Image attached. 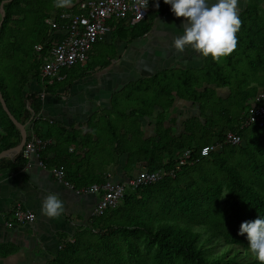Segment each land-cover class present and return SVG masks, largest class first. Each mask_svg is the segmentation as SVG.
<instances>
[{"label":"trees","instance_id":"obj_1","mask_svg":"<svg viewBox=\"0 0 264 264\" xmlns=\"http://www.w3.org/2000/svg\"><path fill=\"white\" fill-rule=\"evenodd\" d=\"M51 1L54 0H5L4 12L0 8V56L6 65H11L14 72L9 83L0 64V91L13 116L25 124L26 130L27 126L30 128L27 137L34 133L43 139H52L59 134L53 129L42 134L37 127L36 117L42 108L40 94L45 89L47 95L56 98L55 90L65 84V80L57 84L54 81L48 83L47 78L40 75L42 60L51 46L47 42L49 35L44 37V18L58 12L57 9L41 10L40 6L48 3L51 6ZM154 1L152 5H155ZM159 5L160 11L153 13L150 10L145 20H152L155 15L171 10L164 0H159ZM239 15L242 23L236 34L237 47L225 60L229 70L211 55L203 56L199 67L156 73L129 87V90L151 87L149 93L145 94L151 95L145 96L146 99L152 95V98H161L175 90L177 96L197 102L198 114L183 122L182 132L171 135L169 128L158 123L155 127L157 138L140 140L137 144L136 140L142 135L139 123L135 121L126 132L121 133L116 131L114 125L111 126L113 151L117 156L122 152L128 153L126 170L129 177H132L130 171L136 163L142 164L148 171H169L182 150L189 148L191 158L180 165L174 176H163L156 182L138 186L130 192L125 190L119 207L93 216L95 219L92 217L91 224L93 219L94 223L80 231L73 243H63L62 248L46 264H261L250 251L247 235L239 234L238 229L242 221L264 215V157H255V148L257 151L264 150V146L258 144L264 126L246 122L249 117V103L246 104V101L256 93L257 86L261 85L258 92L264 90V77L260 74L264 64V9L253 2L239 11ZM27 19L32 26L25 31L20 26ZM143 21L131 28L140 26ZM151 23L141 25L133 37L146 33ZM39 42L44 47L41 57L34 54V45ZM232 56H236L235 60ZM68 70L65 69L64 73L70 75L69 81L85 73L81 68L82 72L74 76ZM32 78L38 81V90L30 88ZM209 84H215V87ZM216 87H227L228 95L222 97ZM142 97L139 94V98ZM147 101H143L144 104ZM171 103L172 99L168 97L167 106ZM162 106L165 107L164 104ZM135 113L137 111H131V114ZM139 113L145 114L142 110ZM227 132L238 135L240 141L226 142ZM73 136L74 133L68 132L62 139L68 141ZM127 137L131 140L123 144ZM244 140L245 146L241 144ZM19 141L20 131L0 103V151L16 146ZM218 142L224 143L222 151L195 161L203 146ZM238 151L250 157L252 174L243 175L228 162L229 157L239 154ZM140 153L142 156L135 158L134 154ZM165 155L171 157L163 161ZM13 159L11 162L8 158H1L0 168L15 170L24 167L26 160L21 152ZM209 159L215 161L218 169L228 178L226 204L229 212L225 221L216 217L221 216L217 212L221 187L211 183L204 172L191 177L194 188L185 186L181 189L179 186V181L187 176L188 168L203 165ZM158 195L163 198L166 195L167 199L162 201ZM138 236L143 237L149 255L137 246L134 238ZM216 247H220V250Z\"/></svg>","mask_w":264,"mask_h":264},{"label":"crops","instance_id":"obj_2","mask_svg":"<svg viewBox=\"0 0 264 264\" xmlns=\"http://www.w3.org/2000/svg\"><path fill=\"white\" fill-rule=\"evenodd\" d=\"M77 1L72 0L66 7H57L54 0L50 2L51 6L48 3L41 5L40 9H57L58 12L75 9ZM249 2L251 3L250 0H238V10H243ZM153 8L154 5H151L150 10ZM58 12L50 16H56ZM181 18L182 22L186 19ZM108 24L111 28L109 33L92 45L84 64L60 70L61 79H56L53 83L65 80V84L55 90L57 97H39L42 104L40 114L36 117L39 131L45 134L49 129H53L59 134L58 137L48 139L50 144L41 151L40 156L48 165H63L64 180L58 181L49 171L37 166L35 156L32 157L31 167L24 164V167L15 170L0 168V264H46L62 248L63 243H73L80 231L94 223L93 212L99 195H80L76 191L82 186L101 183L109 178L117 182H125L131 178L127 176L126 170L128 153L122 152L123 154L117 156L113 151L112 125L121 133L126 132L129 125L133 126L135 121L139 123L142 135L136 140L137 144L140 140L157 138L155 127L158 123L164 128H169L164 122L172 118L170 110L175 105V90L161 98H152V95L146 99L145 96L151 94L139 98V95L134 93V101V97H127L131 94L128 85H133L138 80H146L156 73L202 65L203 55L198 50L188 46L179 51L174 47L173 42L179 35L171 38V31L176 29L166 28V31L170 30L166 35L169 36L168 41L172 48L161 50L160 55H156V49L150 48L147 41H143L146 36L152 35L153 30L149 29L142 36L133 37L141 25L131 28L135 24L130 25L123 20H112ZM45 27L44 37L49 35L47 42L51 45L52 33L46 24ZM177 30L181 35L184 28ZM100 42L107 44L103 55L95 56L91 62L92 51ZM140 42L142 43L138 47L141 45V48H136ZM81 68L85 73L73 81L68 80L70 75L67 72L64 73L65 69H70L69 74L76 76L82 72ZM133 71H136V74L132 76L130 73ZM29 86L38 90L39 83L32 78ZM142 90L146 94L151 87ZM168 97L172 99L169 107ZM47 98L51 99L52 103L48 102ZM22 100L24 101V98ZM143 101L147 103L144 104ZM131 102L135 106L131 105ZM132 110L137 113L131 114ZM141 110L145 112L144 115L139 113ZM143 127H153V131L146 135ZM68 132L74 133L75 136L68 141L62 139ZM130 140L127 137L123 144ZM134 155L139 158L142 153L140 156ZM15 156L3 158L13 162ZM136 165L130 171L132 177L136 175L138 168L143 166ZM49 192L58 193L64 202L65 211L60 217L50 218L41 212L43 198ZM15 203L34 211L35 220L8 227L6 223L12 219ZM91 217L94 218L92 224Z\"/></svg>","mask_w":264,"mask_h":264},{"label":"built area","instance_id":"obj_3","mask_svg":"<svg viewBox=\"0 0 264 264\" xmlns=\"http://www.w3.org/2000/svg\"><path fill=\"white\" fill-rule=\"evenodd\" d=\"M152 1L149 0L147 8L143 0H78L74 5L75 9L61 10L56 16L44 18V23L49 28L51 35V46L47 51V56L42 60L40 75L47 78L48 83L56 79H61L60 70L76 64H84L88 58V53L92 45L105 38L110 31L109 22L112 20H123L130 25L136 24L146 19L150 11ZM44 51L41 42L34 45V54L41 57ZM45 89H42L40 98L46 96ZM249 117L247 123H258L264 126V90L259 91L249 102ZM226 142L238 143V135L227 132ZM50 143L48 139L38 137L31 133L27 137L21 155L26 160L25 166H32V157L35 156L36 164L40 168L46 169L58 181H63L65 169L63 165H48L40 156L42 150ZM222 142L203 146L195 161L209 156L214 152L223 149ZM191 158V151L186 148L178 155L174 167L169 171H148L141 168L136 175L125 182L113 181L110 178L101 183H91L80 187L76 193L80 195L98 194L93 216L104 214L106 210L116 207L123 199L126 186L132 189L138 186L149 184L160 180L166 175L174 176L180 165ZM36 213L30 209L23 208L20 203H15L12 208V219L6 225L12 227L15 224L33 222ZM92 219V217H91ZM90 219V221H91Z\"/></svg>","mask_w":264,"mask_h":264},{"label":"clouds","instance_id":"obj_4","mask_svg":"<svg viewBox=\"0 0 264 264\" xmlns=\"http://www.w3.org/2000/svg\"><path fill=\"white\" fill-rule=\"evenodd\" d=\"M148 7L149 0H143ZM72 0H55L57 7H66ZM177 17H185L183 34L174 40V47L183 51L186 47L198 50L203 56L220 60L237 47V32L242 20L237 7L238 0H164ZM159 7V0H155ZM226 194V193H225ZM65 211L58 193L49 192L43 198L41 212L50 217H60ZM246 234L249 248L257 260L264 264V215L242 221L238 229Z\"/></svg>","mask_w":264,"mask_h":264},{"label":"rangeland","instance_id":"obj_5","mask_svg":"<svg viewBox=\"0 0 264 264\" xmlns=\"http://www.w3.org/2000/svg\"><path fill=\"white\" fill-rule=\"evenodd\" d=\"M250 1H251V3H253L254 0H250ZM254 2H256L260 8L264 9V0H255ZM154 4H155V1H154ZM160 9L161 8L159 5L158 8L155 7L154 9H152V11H153V13H157L160 11ZM168 13L169 14L155 15L154 18H152V20L148 18L147 20L143 21L142 24H140L143 26L145 24L152 22L149 31L153 30V33H152V35H150L148 37L146 36L143 39V41H147L148 46H150V48L156 49L155 50L156 53H154L156 55H160V53L162 51H165L166 48H169V49L172 48L169 44V41H168L169 36L166 35L171 30L170 28L176 29L174 32L171 31V38H172V36L175 37L176 34L180 35V32L177 30V28H179V30L183 29V22L181 21L182 18L174 15V13L172 11H169ZM253 17H254V15H253ZM255 17H256V15H255ZM31 26H32L31 21L29 19H27L25 21V23L20 26V28L22 30L28 31L31 28ZM166 28H169L170 30L166 31ZM142 42L137 43L136 48L140 49L141 45L139 47H138V45L141 44ZM106 45L107 44H105L103 42H100V43L95 45V47H94L95 50L92 51V54L90 56L91 62H93L95 56L103 55L102 52H103L104 47H106ZM235 57L236 56H232L233 60H235ZM225 60H227V56L222 57L220 59V62H221V64H224V68L226 70H229V66H227L225 64ZM5 63L6 62L4 61V59H2L0 56V64H2L4 76L9 81V83H11V77L13 76L14 72H13V69H11V65H6ZM263 63H264V59H263ZM230 69H231V67H230ZM260 70H261L260 74H262V76L264 77V64L262 65V68ZM130 74L133 76L136 74V71H133ZM204 85H206V84H204ZM130 86L131 85H128L127 87L129 88ZM208 86L215 87V84H209ZM259 87H261V85L257 86L256 93L258 92V90L261 89ZM142 89H145V88H140L137 90H134L132 88L131 90H129L131 94H129L128 98L132 99L134 97V93H136L138 95L140 94V96H144L145 94H144ZM216 91L222 97H226L228 95V92H229L227 87H216ZM256 93L254 95L250 96L251 98H249L246 101V104L249 103L253 99L252 97L255 96ZM173 96H175L174 97L175 105L170 110V113H171L170 117H172V118L171 119L168 118L164 123L167 125L166 127L169 126V128H171L170 129L171 135L172 134L177 135L178 133L183 131V124H184L183 122L187 118L194 116V114L198 113V108H197L198 104H197V102L194 103L193 100H185L182 97L177 96V94L176 95L174 94ZM47 101L52 103V100L49 98H47ZM133 102H131L130 104L132 105ZM17 103H19V102L17 101ZM130 109H131V106H130ZM28 128L29 127L27 126V130L29 131L30 128L29 129ZM143 128H144L143 132L146 135H149L150 131H153V127H150V128L143 127ZM147 131H148V133H147ZM108 138H109V135H108L107 139ZM241 144L243 146H245V144H246L245 140L242 141ZM258 144L260 146H264V133H262V135L260 136V139H258ZM258 150H259V148H258ZM255 151H256L255 157L257 159L264 157V150L257 151L255 148ZM238 153L239 154H236L234 156L229 157L228 162L233 164L240 172H242L243 175L252 174V173H250V170H251V159H250V157L245 156V153H241L239 151H238ZM168 157H171V155H169V156L165 155L163 161H165ZM140 168H143V166ZM202 172H204L205 176L209 180H211V183H216L218 186L221 187V192H220V196L218 199L219 205L217 208V212H219V214H221V216L217 215L216 217L218 220L225 221L228 219V212H229L227 204H226L227 197H228V185H227L228 178H227V175L223 171L218 169L217 163L215 161H213L212 159H209L207 161V163H205L203 165L198 164L197 166H194V168H188V170L185 174L187 176H184V179L179 181V186L181 189L184 188L185 186H189L191 188H194V183H193V180L191 179V177L196 176L197 174H202ZM132 190L133 189L130 186H128V185L126 186V192H130ZM158 197L162 201L167 199L166 195H165L166 199L163 197H160L159 195H158ZM121 202L116 207H119L121 205ZM115 208H111L110 210L115 209ZM212 219H214V218H212ZM134 240L137 243V246L139 247L140 251L149 255L150 251L146 250L143 237L138 236V237H135ZM219 242H221V241H219ZM216 248H217V250H220V247H216ZM123 252L126 255L124 249H123Z\"/></svg>","mask_w":264,"mask_h":264},{"label":"water","instance_id":"obj_6","mask_svg":"<svg viewBox=\"0 0 264 264\" xmlns=\"http://www.w3.org/2000/svg\"><path fill=\"white\" fill-rule=\"evenodd\" d=\"M4 3H5V0L0 3V8H1L2 12H4V8H3V4ZM2 17H3V15H2ZM1 23H2V18L0 20V25H1ZM0 103L2 105L3 110L8 115L9 119L12 121V123L20 131V141H19V143L16 146H14V147L7 148V149H4V150L0 151V158L13 157L14 155H17V154H19L21 152L22 147H23V145H24V143H25V141L27 139V130H26L25 124H23L20 121H18L13 116V114L10 112V110H9V108L7 106V103H6V101L4 100V98H3L2 94H1V91H0Z\"/></svg>","mask_w":264,"mask_h":264},{"label":"bare ground","instance_id":"obj_7","mask_svg":"<svg viewBox=\"0 0 264 264\" xmlns=\"http://www.w3.org/2000/svg\"><path fill=\"white\" fill-rule=\"evenodd\" d=\"M64 93V92H63Z\"/></svg>","mask_w":264,"mask_h":264}]
</instances>
